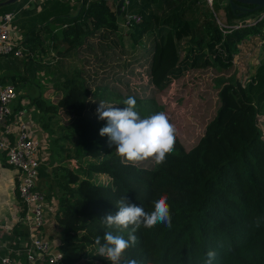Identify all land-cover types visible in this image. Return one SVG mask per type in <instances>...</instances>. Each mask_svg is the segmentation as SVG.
Returning a JSON list of instances; mask_svg holds the SVG:
<instances>
[{
	"label": "trees",
	"instance_id": "obj_1",
	"mask_svg": "<svg viewBox=\"0 0 264 264\" xmlns=\"http://www.w3.org/2000/svg\"><path fill=\"white\" fill-rule=\"evenodd\" d=\"M27 1L0 7V17L19 10L14 18L23 34L20 57L0 56L12 64L0 83L16 92L34 76L35 64L46 67L34 56L50 51L57 57L52 86L59 95L54 101L31 95L25 105L41 127L56 133L54 142L71 143L76 166L41 175L38 166L37 176L53 179L58 191L53 222L60 232L59 264H264V63L245 84L233 83L236 48L264 29V18L258 19L264 9L236 16L227 0H214L212 9L205 0H124L117 15L118 0H43L21 9ZM218 10L229 19L255 20L223 29L215 20ZM96 37L111 38L125 53L151 38L148 78L138 84L149 89L146 96L122 94L102 81L87 87L85 81L93 80L80 75L78 52ZM95 54L91 43L90 70L97 74ZM210 73L211 79L202 78ZM106 74L98 80L109 81L112 74ZM188 77L191 88L165 95ZM196 83L206 85L216 105L188 145L174 131L172 115L204 99L192 91ZM89 99L100 107L89 106ZM61 116L66 124H58ZM152 117L167 122L152 164L125 161L117 144L131 126ZM92 173L108 182L88 180ZM16 232L28 237L23 226Z\"/></svg>",
	"mask_w": 264,
	"mask_h": 264
},
{
	"label": "rangeland",
	"instance_id": "obj_2",
	"mask_svg": "<svg viewBox=\"0 0 264 264\" xmlns=\"http://www.w3.org/2000/svg\"><path fill=\"white\" fill-rule=\"evenodd\" d=\"M214 16L217 23L219 22L218 25L221 28L224 26L226 27V25H233V23L237 20L226 17L224 10L216 11ZM251 20H255V18ZM142 42L144 43V47L138 46L132 51L125 53V51L119 47V43L113 42L109 37L104 38L102 41H99L97 37L94 39H88L85 44L86 49L78 52L79 61L77 60V65L78 63L80 65V75L85 79L93 80L91 82L85 81L87 87L92 89L96 83L102 81V83H106L108 87L114 89L116 88V90L122 94L127 93L140 97L146 96L149 93V89H141L138 87V84L143 86L148 78L147 72L150 57L149 47L151 45V38L144 37ZM91 43L96 44L97 46V54H95V57L97 58V66H95L97 72L95 73L97 74L92 73L90 70L93 66L94 60L89 55L91 51ZM122 44L126 47V38L123 39ZM236 51V73L235 77L233 76V83L236 84L237 82H240L245 84L251 77H253L256 67L264 63V29H262V31L255 36L250 35L246 37L245 40L237 46ZM69 61L70 59L67 60V62ZM72 63H74V61ZM119 64H122L121 67L118 70H115L116 68L114 67ZM3 65V62H1L0 74L3 70ZM106 73H108L109 76L112 74V78L109 81L104 79L98 80L99 78L106 77ZM41 75V72H39V76ZM213 76L214 74L212 73L203 74L202 78L211 79ZM191 78L192 77H188L181 82L175 83L165 95L173 96L180 91L182 86L186 84L191 88ZM44 84L46 88L41 95L51 101H54L55 95L56 97L59 95V92H56L58 90L53 89L52 83ZM205 89L206 85L203 83H196V87L192 89V91L194 93H203L204 99L199 100L196 103H194L196 100H192L189 103L188 108L179 111L174 109L172 115L175 119L173 122L174 131L179 138L188 145L191 144L200 133L202 129L201 124H204L207 118L212 115V107L216 105L215 95L213 93L210 95L205 94ZM161 99L165 101L162 96ZM87 103L89 106L93 105L100 107L99 103L94 101V99H89ZM171 107L173 108V106ZM60 118L63 124L68 122V118L65 116H61ZM261 124L264 131V117L261 120ZM166 131L167 122L165 118L152 117L144 119L128 129L126 135L117 144V148L123 151V159L125 161L138 163L142 166L151 165L152 156L157 152V142L166 133ZM87 179L95 183L108 182V177L104 174L96 175L92 173L88 175Z\"/></svg>",
	"mask_w": 264,
	"mask_h": 264
},
{
	"label": "crops",
	"instance_id": "obj_3",
	"mask_svg": "<svg viewBox=\"0 0 264 264\" xmlns=\"http://www.w3.org/2000/svg\"><path fill=\"white\" fill-rule=\"evenodd\" d=\"M42 1L43 0H28L21 7V9H29L31 7V3H33V6L35 3L36 6ZM36 9V11H39L38 6ZM18 12L19 10H17L16 15ZM19 28L17 19L13 18L10 26L11 37L13 40H22L23 34ZM49 57H53L51 58L52 60H49ZM34 59H40L45 63L46 67L36 68L35 64L33 66V70H31L32 72H35L33 73L34 76L30 77V80L27 81L26 84L17 88L16 97H19L20 99L16 102L15 97L14 101H12L10 105L11 111L8 123L12 125L11 127L14 129L16 113L20 110V108L26 109L28 114L25 119L27 127L31 135L34 136L39 143L37 154L39 165L42 169L40 175L41 173L45 174L49 172L51 167H61L65 170L74 171L76 166L74 165V158L71 152V143L60 140L54 142L56 133L49 132L48 129L41 127V124L37 119V113L30 105L27 107L25 105L26 103H29V96L40 95L43 93L46 88L44 83H52L57 77V72L53 68L56 67L54 62L57 57L54 56L53 52L49 51L44 55L34 56ZM43 59L48 60L45 62ZM0 62H5L2 66L4 70L11 69L12 64H10V61L8 62V59L6 60L5 58H0ZM27 67L28 66H26V68ZM17 70L22 73V66L17 65ZM39 72H41V76H39ZM61 123L62 122L60 120V123L58 124ZM55 125L56 124H54V126ZM62 171L63 170L61 169L57 170L58 175ZM14 177L15 170L6 164L3 152L0 150V244L5 247H12L16 249L10 256V264H29L26 261L25 252L23 251V248L27 245L28 237L17 235L18 232L13 234L14 230L18 231V227L22 226L26 228L27 236L29 234L27 227L17 222L19 211L18 201L14 190ZM53 184V179H49V182L43 181L42 177L39 175L35 180V189L40 192L44 198L42 223L40 226L35 228V233L37 236L48 238L51 245L53 247H57L60 240V232L53 222V215L57 210V200L55 196L58 191L56 186Z\"/></svg>",
	"mask_w": 264,
	"mask_h": 264
},
{
	"label": "built area",
	"instance_id": "obj_4",
	"mask_svg": "<svg viewBox=\"0 0 264 264\" xmlns=\"http://www.w3.org/2000/svg\"><path fill=\"white\" fill-rule=\"evenodd\" d=\"M214 0H205L210 9ZM16 12H8L0 17V56L12 54L21 56V40H13L10 26ZM264 18V14L260 19ZM137 19V18H136ZM217 22V21H216ZM219 23V22H218ZM217 23V24H218ZM251 20H236L233 25H249ZM220 27V26H219ZM228 28L224 26L223 29ZM16 92L11 84H0V150L3 152L5 162L15 170V196L18 201L17 222L28 229V242L23 248L26 261L29 264H59L62 254L57 247H53L48 238L37 236L35 228L42 223L43 195L35 190V180L38 173L39 143L31 135L25 121L28 116L25 108L16 113L14 129L7 121L10 115V104L14 101ZM11 136L9 139L8 136ZM16 249L0 244V264H10V256Z\"/></svg>",
	"mask_w": 264,
	"mask_h": 264
},
{
	"label": "water",
	"instance_id": "obj_5",
	"mask_svg": "<svg viewBox=\"0 0 264 264\" xmlns=\"http://www.w3.org/2000/svg\"><path fill=\"white\" fill-rule=\"evenodd\" d=\"M17 0H2L0 1V7L7 4L14 3ZM124 0H118L115 5L116 14L121 11ZM228 6L232 13L236 16H240L244 13H251L257 10L264 9V0H227ZM248 6H252L251 8Z\"/></svg>",
	"mask_w": 264,
	"mask_h": 264
}]
</instances>
